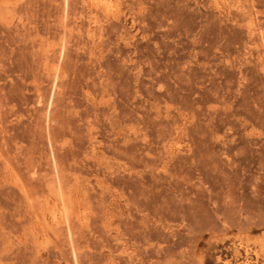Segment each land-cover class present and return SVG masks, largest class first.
I'll return each mask as SVG.
<instances>
[{
    "label": "rangeland",
    "instance_id": "1",
    "mask_svg": "<svg viewBox=\"0 0 264 264\" xmlns=\"http://www.w3.org/2000/svg\"><path fill=\"white\" fill-rule=\"evenodd\" d=\"M108 1L0 0V264H264V0Z\"/></svg>",
    "mask_w": 264,
    "mask_h": 264
},
{
    "label": "bare ground",
    "instance_id": "2",
    "mask_svg": "<svg viewBox=\"0 0 264 264\" xmlns=\"http://www.w3.org/2000/svg\"><path fill=\"white\" fill-rule=\"evenodd\" d=\"M108 0H100V3H101V5L103 6V7H105V6H107L108 5ZM98 5V4H97ZM241 8V7H240ZM253 25V24H252ZM264 54V53H263ZM62 181H57V185H58V183H61ZM63 185H65V184H63V182H62V185H60L59 184V186H62L63 187ZM61 187V188H62ZM60 188V190H58V192H57V198H59L60 200H62V202L64 201V204L67 206V208H68V210H70L69 209V205H70V200H69V197L70 196H68L62 189ZM54 189V188H53ZM64 189V188H63ZM55 190V189H54ZM65 190V189H64ZM50 193H51V191H50ZM54 193V192H53ZM32 196H30V198H31ZM55 198H56V196H55ZM35 199V198H34ZM30 200V206L32 207V208H34L35 207V204L37 205V203L34 201V200H32V198L31 199H29ZM40 207V206H39ZM46 207V206H45ZM42 208H44L43 206H42ZM43 211V210H42ZM41 210H40V212H42ZM69 212V211H68ZM43 213V212H42ZM41 213V214H42ZM36 214V213H35ZM71 214H72V211H71ZM52 217H54V220H56V219H58L57 217H56V215L54 214ZM68 217H69V221H70V212L68 213ZM71 217H72V215H71ZM39 218V217H38ZM39 220V219H38ZM59 221V220H58ZM59 223V222H58ZM57 226V225H56ZM60 228V227H59ZM56 229V228H55Z\"/></svg>",
    "mask_w": 264,
    "mask_h": 264
}]
</instances>
